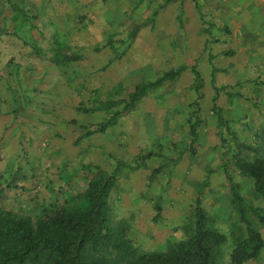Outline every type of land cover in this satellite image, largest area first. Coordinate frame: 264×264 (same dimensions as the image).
I'll return each mask as SVG.
<instances>
[{"label":"rangeland","instance_id":"1","mask_svg":"<svg viewBox=\"0 0 264 264\" xmlns=\"http://www.w3.org/2000/svg\"><path fill=\"white\" fill-rule=\"evenodd\" d=\"M180 65L178 77L96 130L121 109L104 102ZM192 67L203 81L198 93ZM212 67L224 69L214 84ZM237 143L247 160L264 156V0H0L1 209L34 215L81 190L88 168L110 172L118 160L149 154L109 192L112 230L139 251H165L193 232L200 194L207 224L226 236L217 263L230 264L246 231L230 180L256 209L247 216L264 240V197L236 167ZM244 264H264V247Z\"/></svg>","mask_w":264,"mask_h":264},{"label":"trees","instance_id":"2","mask_svg":"<svg viewBox=\"0 0 264 264\" xmlns=\"http://www.w3.org/2000/svg\"><path fill=\"white\" fill-rule=\"evenodd\" d=\"M5 33H9L7 30ZM137 27L130 30L133 39ZM228 53H231L228 52ZM186 69L185 65L170 68L153 81L139 82L127 98L104 102L103 108L121 105L114 115L99 123L97 131H103L114 124L117 116L129 113L152 89L165 80L178 77ZM219 70L212 67L211 82ZM194 90L198 93L203 85L199 71L192 67ZM216 94L218 88L214 85ZM212 111L217 114L220 130L226 128L213 97ZM197 108V107H196ZM193 111L194 122L189 125L190 144L197 136L199 116ZM221 144L225 143L223 134ZM240 143L232 153L236 167L248 176L255 191L264 197V156L246 159ZM149 154H137L128 162L118 160L114 168L107 172L95 165L86 170L85 186L67 196L64 200H53L41 204L38 212L23 216L0 208V264H218L220 249L226 243V236L207 224V214L200 203V194L195 199L194 229L185 239L179 240L165 251H139L124 230L113 231L108 218L107 197L117 183L124 169L137 170L145 166ZM226 172V162L223 165ZM162 169L154 168L153 178ZM233 202L245 223V236L232 247L230 264H244L258 260L264 247L261 233L255 229L247 214L256 211L245 205L237 186L230 180Z\"/></svg>","mask_w":264,"mask_h":264}]
</instances>
